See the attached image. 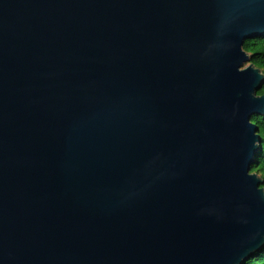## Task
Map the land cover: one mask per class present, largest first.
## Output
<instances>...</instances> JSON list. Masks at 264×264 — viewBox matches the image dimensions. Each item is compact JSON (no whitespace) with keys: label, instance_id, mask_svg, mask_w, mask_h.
I'll list each match as a JSON object with an SVG mask.
<instances>
[{"label":"water","instance_id":"95a60500","mask_svg":"<svg viewBox=\"0 0 264 264\" xmlns=\"http://www.w3.org/2000/svg\"><path fill=\"white\" fill-rule=\"evenodd\" d=\"M256 37L264 0H0V264L260 251Z\"/></svg>","mask_w":264,"mask_h":264},{"label":"trees","instance_id":"16d2710c","mask_svg":"<svg viewBox=\"0 0 264 264\" xmlns=\"http://www.w3.org/2000/svg\"><path fill=\"white\" fill-rule=\"evenodd\" d=\"M243 50L249 55V63L261 70L264 75V37H256L244 41ZM258 95H264V81L261 88L257 91ZM252 123L258 127V135L261 143L259 150L254 157V163L251 165V173H256L263 180L261 187L264 189V117L254 115L251 118ZM244 264H264V247L253 254Z\"/></svg>","mask_w":264,"mask_h":264},{"label":"rangeland","instance_id":"374dc122","mask_svg":"<svg viewBox=\"0 0 264 264\" xmlns=\"http://www.w3.org/2000/svg\"><path fill=\"white\" fill-rule=\"evenodd\" d=\"M247 65H245V67H246Z\"/></svg>","mask_w":264,"mask_h":264}]
</instances>
